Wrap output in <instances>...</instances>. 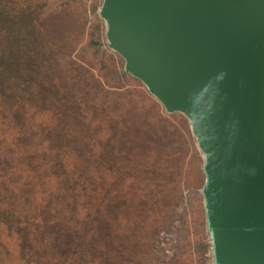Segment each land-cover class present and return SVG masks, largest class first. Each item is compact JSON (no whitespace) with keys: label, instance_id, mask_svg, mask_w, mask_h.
Segmentation results:
<instances>
[{"label":"rangeland","instance_id":"rangeland-1","mask_svg":"<svg viewBox=\"0 0 264 264\" xmlns=\"http://www.w3.org/2000/svg\"><path fill=\"white\" fill-rule=\"evenodd\" d=\"M103 1L0 0V264H213L204 153Z\"/></svg>","mask_w":264,"mask_h":264},{"label":"water","instance_id":"water-1","mask_svg":"<svg viewBox=\"0 0 264 264\" xmlns=\"http://www.w3.org/2000/svg\"><path fill=\"white\" fill-rule=\"evenodd\" d=\"M108 46L204 153L213 264H264V0H104Z\"/></svg>","mask_w":264,"mask_h":264},{"label":"trees","instance_id":"trees-1","mask_svg":"<svg viewBox=\"0 0 264 264\" xmlns=\"http://www.w3.org/2000/svg\"><path fill=\"white\" fill-rule=\"evenodd\" d=\"M203 170H204V168H203ZM206 218V217H205ZM207 229V228H206ZM209 242L211 243V240H210V238H209ZM3 245V244H2ZM5 247V246H4Z\"/></svg>","mask_w":264,"mask_h":264}]
</instances>
